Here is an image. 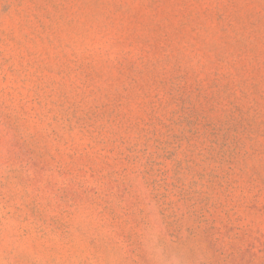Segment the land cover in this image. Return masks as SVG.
Segmentation results:
<instances>
[{
	"label": "rangeland",
	"instance_id": "374dc122",
	"mask_svg": "<svg viewBox=\"0 0 264 264\" xmlns=\"http://www.w3.org/2000/svg\"><path fill=\"white\" fill-rule=\"evenodd\" d=\"M0 264H264V0H0Z\"/></svg>",
	"mask_w": 264,
	"mask_h": 264
}]
</instances>
